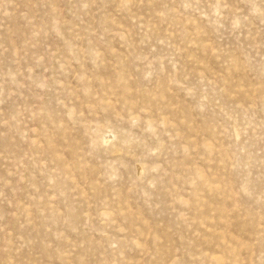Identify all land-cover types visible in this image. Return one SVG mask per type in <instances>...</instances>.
Returning a JSON list of instances; mask_svg holds the SVG:
<instances>
[{
	"label": "rangeland",
	"instance_id": "374dc122",
	"mask_svg": "<svg viewBox=\"0 0 264 264\" xmlns=\"http://www.w3.org/2000/svg\"><path fill=\"white\" fill-rule=\"evenodd\" d=\"M0 264H264V0H0Z\"/></svg>",
	"mask_w": 264,
	"mask_h": 264
}]
</instances>
